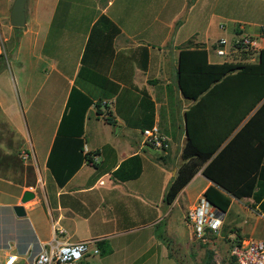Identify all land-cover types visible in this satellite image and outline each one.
<instances>
[{
    "label": "crops",
    "instance_id": "obj_1",
    "mask_svg": "<svg viewBox=\"0 0 264 264\" xmlns=\"http://www.w3.org/2000/svg\"><path fill=\"white\" fill-rule=\"evenodd\" d=\"M198 1L26 0L24 25L13 32L3 25L13 0H0V29L4 28L3 37L0 30L4 60L0 64V264L10 257L15 258L12 264H30L52 240L95 239L107 250L101 254L98 249L97 255H86L75 264H206V248L212 249L213 258L219 257L223 239L264 240V217L250 207L251 199L228 195L230 203L220 214L217 235H208L206 247H200L184 219L186 210L211 185L200 171L170 205L164 203L167 186L181 164L186 139L183 112L191 104L181 97L175 80L180 48L203 46L210 63H254L258 50L264 48V36L259 34L264 5L254 15L241 0L204 1L209 5L207 28L212 20L228 24L232 39L242 34L257 43L248 50L227 48L229 54L220 59L209 31H204V41H197L195 33H185L177 25L195 13ZM102 15L119 29L113 57L108 64L102 62L98 75L85 72L78 78L90 28ZM8 41L6 54L1 44ZM144 55L146 65L141 70ZM73 88L77 93L71 94ZM141 91L152 111L145 99L144 106L139 105ZM82 109L83 153L93 156L95 166L81 165L57 187L46 159L62 116ZM149 122L166 137L164 151L143 144L139 126ZM24 191L33 198L20 204ZM14 206L23 208V217L14 215Z\"/></svg>",
    "mask_w": 264,
    "mask_h": 264
},
{
    "label": "trees",
    "instance_id": "obj_2",
    "mask_svg": "<svg viewBox=\"0 0 264 264\" xmlns=\"http://www.w3.org/2000/svg\"><path fill=\"white\" fill-rule=\"evenodd\" d=\"M118 34L119 29L106 16L98 17L80 58L78 78L85 72L94 76L100 73L102 62L108 64L113 57L112 44ZM144 56L141 70L146 65ZM3 61L0 54V64ZM101 79L110 83L104 76ZM175 80L181 97L191 104L183 112L186 139L180 151L181 164L164 193L165 205H170L200 171L211 183L202 197L215 210L226 212L229 195L236 200L251 199L250 207L264 217V48L258 50L254 63H210L203 46L180 48ZM75 92L73 88L71 94ZM141 96L139 105L143 107L145 99L152 111L144 91ZM84 102L89 104L88 100ZM99 104L98 100L95 108ZM83 109L68 110L53 138L45 167L57 187L63 186L81 165L95 166L92 156L83 153ZM104 120L115 129L109 117ZM150 126L151 122L139 127ZM25 170L31 172L30 167ZM97 247L101 254L107 252L101 243ZM208 257L206 252V264Z\"/></svg>",
    "mask_w": 264,
    "mask_h": 264
},
{
    "label": "built area",
    "instance_id": "obj_3",
    "mask_svg": "<svg viewBox=\"0 0 264 264\" xmlns=\"http://www.w3.org/2000/svg\"><path fill=\"white\" fill-rule=\"evenodd\" d=\"M259 34L264 36V27L259 28ZM255 38L248 35H238L230 42L220 38L214 42V54L223 57L226 48L232 50H248L256 47ZM143 144L158 151L167 148V139L159 131L158 127L152 125L140 132ZM93 159V156H92ZM220 212L215 210L203 198H198L194 205L186 210L184 219L190 231L191 237L202 244L207 242L208 235H217L222 224ZM97 240L89 239L73 243H61L52 240L36 256L30 264H75L86 255H97ZM229 264H264V240L246 239L232 240L228 249ZM15 258L10 257L4 264H12Z\"/></svg>",
    "mask_w": 264,
    "mask_h": 264
},
{
    "label": "rangeland",
    "instance_id": "obj_4",
    "mask_svg": "<svg viewBox=\"0 0 264 264\" xmlns=\"http://www.w3.org/2000/svg\"><path fill=\"white\" fill-rule=\"evenodd\" d=\"M204 1L205 0H199L198 3H197V6L200 9L197 8L195 13H194V11L190 13L194 17L193 19H192V16L189 15V17H188V19L186 20L185 23L177 22V25H182V31L185 32V33L189 32V31L195 33L196 34L195 39L197 41H204L203 33H204V31L207 30V31H209L208 39L210 41H215L217 39L223 38L227 42H230V40H232V35H231V32H230V28H229L230 26L228 24H219L218 25L217 22L212 20L210 22V24L208 25L209 27L207 28V22L205 21V19H206V16H207V12L209 11V5L208 4L205 5ZM241 1H242L241 4L243 6L251 9L250 11L247 9L248 13H253L254 15L257 13L255 10H257V8L259 6L264 5V0H241ZM247 10L245 11V13L247 12ZM181 19L182 18H180L179 21ZM150 21H152V20H149V22ZM3 25H5L4 26L5 29L6 28H11L9 23H8V18L3 20ZM221 26H223V29L221 28ZM4 28L0 29L1 30V37H3V35H4L3 34L4 33ZM12 30L14 32V30H16V29L14 28ZM10 44H11L10 41H8V43L1 44L2 50H4L6 54H7V51L9 49V47H10ZM226 52L228 53V49L227 48H226ZM220 59H225V56L220 58ZM36 112H37V114L38 113H42L43 114V110H36ZM19 116H20L19 118H20V122H21V125H22L23 134H24L25 138H27V140L29 141V140H31L30 132L27 129V127L24 125L22 115L20 114ZM191 195L195 196L196 192H193ZM235 204L236 203H234V202L232 203V210H234V208L236 206ZM226 221H228V220H226ZM223 241H224V243L220 244V246H219L220 247V249H219L220 250L219 257L217 256L216 258H213L212 249H209L208 247L206 248V252L209 253L208 264H227L228 263L229 242H227V240H224V239H223ZM199 245H200V247H206V245H204L202 243H200ZM95 259L97 260V258H95Z\"/></svg>",
    "mask_w": 264,
    "mask_h": 264
},
{
    "label": "water",
    "instance_id": "obj_5",
    "mask_svg": "<svg viewBox=\"0 0 264 264\" xmlns=\"http://www.w3.org/2000/svg\"><path fill=\"white\" fill-rule=\"evenodd\" d=\"M25 2L26 0H13L10 11H9V19H8V23L10 27L12 28H22L23 27L24 20H25V13H24ZM183 124H184V119H183ZM184 133L186 137L185 124H184ZM32 198H33V194L31 192L24 191L21 195L19 203L24 204L28 202L29 200H31ZM12 211L16 217L24 216V211L21 206L12 207Z\"/></svg>",
    "mask_w": 264,
    "mask_h": 264
}]
</instances>
